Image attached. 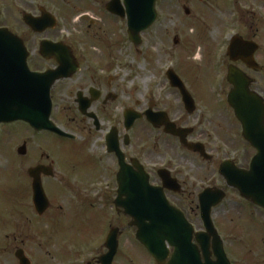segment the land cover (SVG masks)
I'll use <instances>...</instances> for the list:
<instances>
[{
  "label": "flooded vegetation",
  "instance_id": "af4514ba",
  "mask_svg": "<svg viewBox=\"0 0 264 264\" xmlns=\"http://www.w3.org/2000/svg\"><path fill=\"white\" fill-rule=\"evenodd\" d=\"M167 1L156 2L155 23L134 40L129 34L125 0H0V29L23 43L30 71L42 75L60 71L62 75L50 91L51 120L68 136L37 131L24 122L18 123L22 124L21 133L23 127L31 132L35 147L30 151V141H23L20 149L23 148L24 153L17 151L20 163L15 169L20 173V180L23 177L22 181L24 178L30 181L32 204V172L41 183L48 200L45 215L38 216L32 205L40 220L50 214L57 203L64 209L61 199L75 206L78 200L73 198L88 197V193L96 197V201L102 198L99 204L114 209L120 218L123 214L116 208V200L120 192L118 176L123 166L130 176L142 170L150 184L162 189L169 203L184 213L191 224V212L195 215L201 211L203 192L223 191L226 197L232 193L240 196L239 190L229 186L221 175V167L231 163L235 168L248 170L251 162L240 165L239 159L228 158L227 138L223 140L204 127L208 123L216 132L226 134L223 128L226 124L216 125L208 117L222 118L231 112L243 137L242 125L229 103L235 89L230 78L232 73L248 78L251 92L264 102V0H186L185 14L194 18L198 35L206 37L201 62H185L188 66L181 64L183 51L188 49L189 53H195L197 49L184 38H175L172 47L163 40L159 51L162 56L154 53L156 50L147 38L161 16H168L163 12ZM189 4H194L193 12ZM197 48L202 50V45ZM157 57L173 60L170 66L166 64L169 60L163 64L162 70L165 84L173 90L168 94L173 103L151 94L145 110L137 109V100L129 106L117 105L121 85L118 76L112 73L114 69L128 66L132 59L152 62ZM200 71V76L207 75L210 81L209 93L202 89L197 92L192 87ZM177 79L190 96L186 103L182 89L173 85ZM201 105L204 111L199 110ZM160 116H164V120ZM144 121L156 133L150 136L149 143L138 146L137 127ZM165 122L175 131L190 132L183 136L185 143L180 135L167 133ZM4 127H0V132ZM243 140L253 149L244 137ZM192 147L203 148L205 155ZM221 156L225 158L218 165ZM130 229L137 231L135 227ZM136 231L133 242L139 244ZM122 233L121 230L113 264H117L119 258ZM102 240L86 243L85 247L92 245L91 250L97 245L102 247L97 246L96 257L88 264H102L100 258L110 251L107 238L105 242ZM87 249L90 251L88 246ZM201 257L204 260V253ZM209 257L213 261L217 259L215 253ZM228 259L235 264L229 256ZM129 263H132L130 258Z\"/></svg>",
  "mask_w": 264,
  "mask_h": 264
},
{
  "label": "rangeland",
  "instance_id": "374dc122",
  "mask_svg": "<svg viewBox=\"0 0 264 264\" xmlns=\"http://www.w3.org/2000/svg\"><path fill=\"white\" fill-rule=\"evenodd\" d=\"M185 2L186 0L167 1L163 12L168 16H161L158 25L147 38L156 50L154 53L158 54L160 48H163V40L172 47L175 38H184L186 43L197 49L195 53H189L188 49L183 51L181 64L188 66L185 62H201L205 52V45L202 43L206 37L198 35L194 18L185 14ZM193 5H188L191 12L195 8ZM200 45L202 50L197 48ZM160 57L154 58L152 62L143 58L132 59L128 66L114 69L112 73L118 76L121 85V99L117 105L129 106L133 100H137V109L145 110L151 94L156 99L173 103L172 96L168 95L172 94L173 90L165 84L162 73L163 64L169 60L166 64L170 66L173 60L164 61L165 59ZM200 75L201 71L196 77L197 83H193L192 87L196 91L202 89L203 92L209 93L210 81L207 75ZM206 96L212 97V94ZM200 109L204 111L205 108L201 105ZM203 113L205 112L201 114ZM208 118H212V123L216 125L226 124L223 125L226 134L216 132V128L209 127L208 123L204 128L212 134L214 132V135L222 136L223 140L227 138V157L239 159L240 165L251 162L256 152L243 140L241 128L233 114L228 112L226 117L213 115ZM145 123L141 122L137 127L138 146L149 143L150 136L156 133ZM21 127L22 124L20 126L14 123L2 128L0 132V264H19L15 257L19 248L25 251L32 264H88L96 257L99 245L95 246L94 250H91L92 245H87L89 251L87 246L85 247L86 243H97L103 238L106 239L112 228H119L124 232L120 236L121 251L117 264H153L141 246L133 242L136 230L130 229V219L123 215L118 218L114 209L103 208L99 204L102 200L100 197L99 202L89 193L88 197L80 199L72 197L75 201L78 200L75 206L70 205L68 200L61 199L60 204L64 209L61 210L57 203L56 208L53 207L50 214L43 219L37 217L32 206L30 181L27 178L22 181L23 177L20 180V173L17 174L15 169L20 163L17 151L22 147L23 141H30V151L35 147L32 144L31 132L23 127L24 132L21 133ZM224 158L221 156L218 165ZM217 181L219 182V179ZM35 210L38 214L36 207ZM200 216L201 211L195 215L191 212L190 220L196 231L203 232L205 228ZM212 219L232 262L264 264V211L256 209L241 196L232 193L214 209ZM105 239L102 241L105 242ZM129 258L132 263H129Z\"/></svg>",
  "mask_w": 264,
  "mask_h": 264
},
{
  "label": "water",
  "instance_id": "95a60500",
  "mask_svg": "<svg viewBox=\"0 0 264 264\" xmlns=\"http://www.w3.org/2000/svg\"><path fill=\"white\" fill-rule=\"evenodd\" d=\"M157 1L125 0L132 39H138L142 32L155 23ZM26 59L23 43L8 31L0 29V124L23 121L37 131H50L66 136L51 122L50 91L54 83L62 78L60 71L45 75L34 74L28 69ZM230 78L235 89L229 96V103L242 125L244 139L256 150V155L249 171L225 163L220 173L229 186L239 190L243 198L264 209V102L256 93L251 92V82L243 74L232 73ZM173 85L182 89L185 103L188 102L187 98L190 96L181 81L177 79ZM164 118L160 116L161 120ZM167 133L180 135L185 143L183 136L186 137L190 132L175 131L167 124ZM22 149L19 150L20 154L24 153ZM191 149L205 155L203 148ZM31 175L34 179V204L38 213L43 215L48 209V201L40 181L33 172ZM118 180L120 192L116 206L123 208L124 214L133 219L132 226L138 228L137 239L158 264H230L211 218L213 208L224 200V193L207 191L200 198L202 220L207 231L195 235L200 250L193 243L194 228L182 213L169 205L161 189L149 185V179L142 170L130 176L123 166ZM212 239L216 262L209 257L212 253ZM107 246L110 253L101 258L102 264L113 262L118 246L117 231L109 234ZM170 247L175 251L167 262ZM201 253H204V262ZM16 258L20 264H31L23 250L16 252Z\"/></svg>",
  "mask_w": 264,
  "mask_h": 264
}]
</instances>
